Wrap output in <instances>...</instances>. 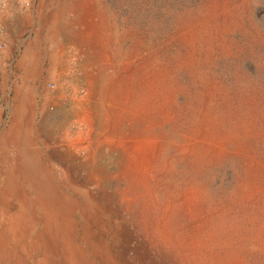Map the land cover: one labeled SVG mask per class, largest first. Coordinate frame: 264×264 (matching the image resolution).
I'll return each mask as SVG.
<instances>
[{"label":"rangeland","instance_id":"obj_1","mask_svg":"<svg viewBox=\"0 0 264 264\" xmlns=\"http://www.w3.org/2000/svg\"><path fill=\"white\" fill-rule=\"evenodd\" d=\"M5 1L0 156L60 186L0 264H264V0Z\"/></svg>","mask_w":264,"mask_h":264},{"label":"bare ground","instance_id":"obj_2","mask_svg":"<svg viewBox=\"0 0 264 264\" xmlns=\"http://www.w3.org/2000/svg\"><path fill=\"white\" fill-rule=\"evenodd\" d=\"M16 120L13 121L16 122ZM16 137L6 135V140H9L6 147L12 149H8L7 152L2 151L3 154L0 156V174H2L0 176V243L6 241L7 244V241L11 239L15 242L14 244L19 239L28 240L30 232L33 231L31 229L36 228L38 218L48 219L54 204V196L57 194L56 186L59 185L57 181H54L56 178L51 181L52 177L43 173V169L36 163L38 156L34 161L25 152L17 150L20 143L18 144Z\"/></svg>","mask_w":264,"mask_h":264},{"label":"built area","instance_id":"obj_3","mask_svg":"<svg viewBox=\"0 0 264 264\" xmlns=\"http://www.w3.org/2000/svg\"><path fill=\"white\" fill-rule=\"evenodd\" d=\"M5 6H6V1L5 0H0V33L2 31L1 17H2V12H3L4 8H5ZM0 50H1V46H0ZM49 87L54 88V85H49Z\"/></svg>","mask_w":264,"mask_h":264}]
</instances>
